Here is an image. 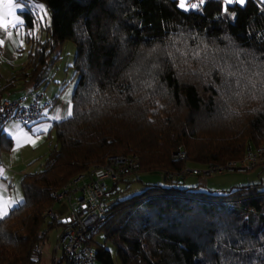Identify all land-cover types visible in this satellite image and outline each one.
Masks as SVG:
<instances>
[{"label":"trees","instance_id":"16d2710c","mask_svg":"<svg viewBox=\"0 0 264 264\" xmlns=\"http://www.w3.org/2000/svg\"><path fill=\"white\" fill-rule=\"evenodd\" d=\"M18 1L30 50L14 79L42 86L67 40L77 46L78 79L73 113L52 123L42 169L23 175L22 203L0 219V264H37L48 232L68 227L46 216L63 204L54 193L118 154H136L140 168L111 185L105 242L91 241L97 262L115 264L110 244L120 264H264L263 184L215 191L182 186L191 174H167L264 143V2L184 10L179 0ZM38 3L52 14L44 39L33 32ZM0 142L11 149L3 131ZM182 150L185 158L173 156ZM139 173L164 178L119 198Z\"/></svg>","mask_w":264,"mask_h":264},{"label":"built area","instance_id":"2783aa9c","mask_svg":"<svg viewBox=\"0 0 264 264\" xmlns=\"http://www.w3.org/2000/svg\"><path fill=\"white\" fill-rule=\"evenodd\" d=\"M213 0H187L189 7L195 3L199 6ZM2 45H0V55ZM43 93L35 94L31 100L27 96L17 98L4 97L0 88V131L9 122H19L30 125L46 116L56 104L54 99L43 101ZM175 158H185L186 151L173 153ZM140 168L139 157L136 154L114 155L104 164L93 166L85 172L74 176L63 188L54 193L57 203H66L69 215L64 219L68 227L58 236L57 249L61 250L64 264H96V253L91 241L108 220V195L111 185L123 177L132 176ZM257 168H264V143L249 147L244 157L232 159L224 164H209L204 166H185L180 174L167 173L171 176L191 174L212 176L225 172L247 173ZM50 208L46 212L48 218L56 216Z\"/></svg>","mask_w":264,"mask_h":264},{"label":"rangeland","instance_id":"374dc122","mask_svg":"<svg viewBox=\"0 0 264 264\" xmlns=\"http://www.w3.org/2000/svg\"><path fill=\"white\" fill-rule=\"evenodd\" d=\"M14 2H19L24 5L23 9H17L16 15L19 17L21 21H23V17L21 16L20 12L27 10V6L18 0H14ZM180 3V0H179ZM37 5H42L43 9H37L39 14V23L38 26L34 29V33L37 34V37H40V39L45 38V28L47 25H50L52 22V14L48 8H46L44 3H38ZM185 5L187 10H190V7L188 5L187 0H185ZM181 8V7H180ZM185 10V8H182ZM22 17V18H21ZM43 18V19H41ZM13 30L16 29L18 34L16 37L21 38L24 42V49L20 52V56L17 63H20L21 61H25L29 54L30 50V44H26L25 42V27L23 23L19 27H11ZM77 52V46L76 44L71 41L67 40L63 43H60L53 53L51 54L49 58V64L48 68L45 72V77L47 78V81L40 86L39 88H35L33 84L28 83L27 86H24L23 84H17L16 91L13 93H5V96H8L9 98H17L22 97L25 95H30L32 93H45V96L52 97L54 93L58 89H64L68 86V89H73L75 86L78 76H76V70L74 66V60ZM65 79V81H64ZM57 84H60V88L57 87ZM48 87V89H46ZM63 101L62 99H60ZM18 124H14V122L9 123L7 125L8 128H14ZM53 141L55 139V136L53 134ZM46 147L39 151L40 155L36 158L35 163L33 162L29 169H26V172H34L42 169L44 158L49 152ZM120 155V154H118ZM131 155V154H127ZM29 166V165H28ZM96 166V165H95ZM197 167V166H194ZM21 171L14 172L8 171L7 176L9 179H11L13 186V191L17 195H21V200L24 199L23 196V190L21 187ZM17 173V175H15ZM19 174V175H18ZM134 175V174H133ZM138 177H140V181L132 182L131 188L128 191H123L120 195V197H123L125 195H130L135 192L140 191L143 188V183H156V182H162L164 178L163 173H139ZM250 183H260L263 184L264 187V168H257L253 171L247 172V173H229L225 172L223 174H214L212 176H193L190 175L186 177L182 183V186H197L200 185L202 188L205 189H212L215 191H224L229 190L232 188H235L241 184H250ZM127 184H122V189L124 190L126 188ZM115 198L114 200H116ZM54 212L57 213V219L59 221H63L68 215L69 210L67 207V204L64 203L63 205L57 204L54 207ZM61 228H53L48 232V235L44 241L43 244L40 246V254H42V262L40 264H52L53 255L56 254L57 257L62 259V252L61 250L57 249V241L58 236L61 233ZM95 241L99 244H103L105 242L104 235L102 233H99L95 237ZM108 247L112 250L115 264H120L119 258L116 254V249L113 247V245L108 244ZM57 249V250H56ZM60 264H64V262H61ZM96 264H100L97 262Z\"/></svg>","mask_w":264,"mask_h":264},{"label":"crops","instance_id":"0c3cea01","mask_svg":"<svg viewBox=\"0 0 264 264\" xmlns=\"http://www.w3.org/2000/svg\"><path fill=\"white\" fill-rule=\"evenodd\" d=\"M8 31L12 33L11 37L7 35L5 30L0 29V40L4 41L2 44V54L0 55V88L2 89L4 96L7 92H15L19 82H21L19 84H23L24 86H27L28 84L23 80L14 79V75L17 71L27 62L28 56L25 61L17 63L20 52L24 49V42L21 38L16 37L18 34L16 29L13 30L9 27ZM75 86L73 89H68L69 92L67 91L68 86L61 90L58 89L52 97L45 96V93H43V101L49 99H54L56 101L54 107L47 110L46 116L43 119L28 126L16 121L13 122L18 125L14 128L7 127V125L12 122H9L4 126L2 130L4 137L10 138L12 141V147L10 150H4V148L0 147V169H3V177H6V179L0 178V186L4 189V199H21V195H17L13 191L14 185L12 184L11 179L7 176V173L8 171L10 172L13 170L14 172L21 171L22 179L23 175L27 173L26 169H29L32 163H35L38 155H40L39 151H42L46 145L48 147L47 150H49L50 143L53 141L52 123L70 117L68 116L69 109L73 113V93ZM48 87L49 86H47L46 89H48ZM57 87L60 88V84H57ZM35 94L38 93H32L25 96L31 100ZM6 97L9 98L8 96ZM56 116H59L60 119H54ZM44 129H46V131ZM27 138H30V140L35 143L30 142ZM15 175H17V173ZM52 257V264H60L61 261L56 254ZM38 258L37 264H40L42 262V254H40ZM61 260L63 262V259Z\"/></svg>","mask_w":264,"mask_h":264},{"label":"snow or ice","instance_id":"6c2138e0","mask_svg":"<svg viewBox=\"0 0 264 264\" xmlns=\"http://www.w3.org/2000/svg\"><path fill=\"white\" fill-rule=\"evenodd\" d=\"M226 5H231L233 3H238V4H245L246 0H224ZM264 2V0H262ZM203 3V0H200V4ZM179 6L181 8H185L187 10L186 5H185V0H180ZM24 5L19 3V2H14V0H0V29L5 30L7 35L11 37L12 33L8 31L9 27H19L23 21L19 19V17L16 15L17 9H23ZM33 7L37 9H43L42 5H34ZM199 7L198 4H191V8L195 9ZM43 19V18H41ZM4 43L3 40H0V45ZM72 112L69 109L68 111V116H71ZM54 119H60L59 116L54 117ZM46 131V129H44ZM30 142L35 143L34 141ZM0 178H5L3 177V169H0ZM3 191L4 189L2 186H0V219L7 218L10 213V209H14V206L19 205L22 203L21 199H4L3 197Z\"/></svg>","mask_w":264,"mask_h":264}]
</instances>
